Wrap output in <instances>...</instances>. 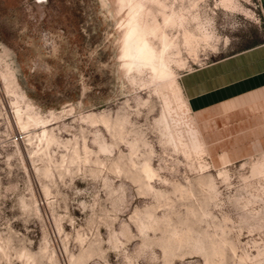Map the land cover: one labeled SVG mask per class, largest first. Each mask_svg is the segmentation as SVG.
<instances>
[{"label": "rangeland", "instance_id": "rangeland-1", "mask_svg": "<svg viewBox=\"0 0 264 264\" xmlns=\"http://www.w3.org/2000/svg\"><path fill=\"white\" fill-rule=\"evenodd\" d=\"M263 42L257 0H0V264H264V132L179 83Z\"/></svg>", "mask_w": 264, "mask_h": 264}, {"label": "crops", "instance_id": "crops-1", "mask_svg": "<svg viewBox=\"0 0 264 264\" xmlns=\"http://www.w3.org/2000/svg\"><path fill=\"white\" fill-rule=\"evenodd\" d=\"M257 4L264 16V0ZM179 83L197 123H221L232 134L264 132V42L192 68Z\"/></svg>", "mask_w": 264, "mask_h": 264}, {"label": "bare ground", "instance_id": "bare-ground-1", "mask_svg": "<svg viewBox=\"0 0 264 264\" xmlns=\"http://www.w3.org/2000/svg\"><path fill=\"white\" fill-rule=\"evenodd\" d=\"M23 128H26V126H23Z\"/></svg>", "mask_w": 264, "mask_h": 264}]
</instances>
